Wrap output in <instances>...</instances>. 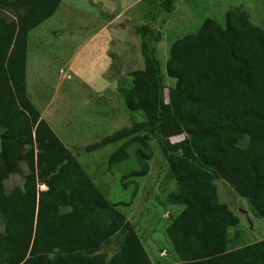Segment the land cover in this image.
I'll use <instances>...</instances> for the list:
<instances>
[{"label": "trees", "instance_id": "obj_1", "mask_svg": "<svg viewBox=\"0 0 264 264\" xmlns=\"http://www.w3.org/2000/svg\"><path fill=\"white\" fill-rule=\"evenodd\" d=\"M175 2H155L149 25L135 29L144 68L130 71L131 87L122 93L125 108L142 112L145 121L85 151L123 141L108 158L112 167L143 143L139 133L159 143L177 184L168 203L182 207L165 228L172 264H264V238L228 249L227 231L238 219L218 202L214 184L224 181L264 220V26L228 10L223 25L205 19L196 33L173 42L165 71L175 85L165 103L153 46L160 33L152 27ZM59 3L0 0V264H97L90 254L113 238L118 250L105 264H153L135 225L118 210L130 202L104 197L27 94L29 32ZM182 133L183 142H169ZM134 155L140 169L124 180L148 173L147 155L140 148ZM11 175H25L24 184L7 192Z\"/></svg>", "mask_w": 264, "mask_h": 264}, {"label": "rangeland", "instance_id": "obj_2", "mask_svg": "<svg viewBox=\"0 0 264 264\" xmlns=\"http://www.w3.org/2000/svg\"><path fill=\"white\" fill-rule=\"evenodd\" d=\"M159 1L60 0L57 11L29 32L27 76L32 82L41 80L39 83L45 86L42 92L39 83L33 85L35 95L42 93L48 104L44 119L104 197L113 204L130 202L129 206H118V210L135 225L153 264H172L175 256L165 228L182 207L168 203L167 197L177 191V184L159 143L151 135L139 133L143 143L131 146L127 150L129 158L111 168L108 158L123 141L85 151L122 127L145 121L142 112L125 108L122 92L131 87L130 71L144 68L141 38L135 29L149 25L154 3ZM228 10L246 15L256 26H264V0H176L170 13H160L155 19L152 32H159L160 39L153 46L160 63L165 103L168 90L175 85L165 71L172 43L196 33L205 19L223 25ZM63 73L70 79L65 80V75L62 78ZM32 101L42 109L41 103L34 98ZM185 139L182 133L170 137L169 142L178 144ZM136 148L147 155L148 173L124 180L125 175L140 169L134 155ZM24 176L11 175L5 190L23 186ZM214 184L218 202L238 219L237 225L227 231L228 249L263 239L264 220L250 203L224 181L216 180ZM37 187L44 190L42 185ZM118 239L113 238L90 257H95L97 264H105L118 250Z\"/></svg>", "mask_w": 264, "mask_h": 264}, {"label": "crops", "instance_id": "obj_3", "mask_svg": "<svg viewBox=\"0 0 264 264\" xmlns=\"http://www.w3.org/2000/svg\"><path fill=\"white\" fill-rule=\"evenodd\" d=\"M61 3V2H60ZM60 3H59V5H60ZM58 5V6H59ZM57 9H58V7H57ZM57 9H56V11H57ZM55 11V12H56ZM54 12V13H55ZM50 18V17H49ZM48 18V19H49ZM104 26H106V25H104ZM108 26V25H107ZM28 37H29V35H28ZM27 59H28V57H27V55H26V64H25V74H26V90H27V94H28V96L30 97V99H31V101L33 100V98L36 100V102L38 103V104H42V109L40 110L36 105H35V103H33V101H32V103L35 105V107L38 109V111H39V113H40V116H41V118L42 119H44V111L46 110V108H47V105L48 104H46V102L42 99V93H40L39 95H35V93H34V87H33V85L35 84L36 85V83L38 84L39 83V81H41V80H37L36 82H32V80H28V76H27V72H28V65H27ZM69 68H70V66H69ZM64 75H65V73H63V75H62V78H64ZM59 78H60V76H58L57 77V79L59 80ZM67 79H70V76L69 75H65V80H67ZM40 87H39V90H41L42 92H44V89H45V86L44 85H42V84H38ZM31 87V88H30ZM33 97V98H32ZM108 106V105H107ZM109 107V106H108ZM100 118V117H99ZM98 119V118H97ZM45 120V119H44ZM102 119L100 118V121H101ZM114 122L115 123H117L118 122V118L116 117V116H114ZM46 121V120H45ZM99 121V122H100ZM47 122V121H46ZM47 124H48V122H47ZM49 125V124H48ZM51 128V127H50ZM58 137V136H57ZM59 138V137H58ZM61 141V140H60ZM101 141V140H100ZM99 141V142H100ZM62 142V141H61ZM63 143V142H62ZM98 143V142H97ZM117 143H120V142H117ZM64 144V143H63ZM120 145V144H119ZM68 149V148H67ZM69 150V149H68ZM70 151V150H69ZM71 153V152H70ZM72 155V154H71ZM109 168H111V167H109ZM92 180V179H91ZM93 181V180H92Z\"/></svg>", "mask_w": 264, "mask_h": 264}]
</instances>
